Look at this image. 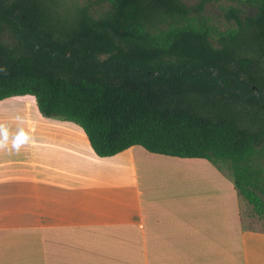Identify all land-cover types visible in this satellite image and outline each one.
I'll return each mask as SVG.
<instances>
[{
    "label": "trees",
    "instance_id": "1",
    "mask_svg": "<svg viewBox=\"0 0 264 264\" xmlns=\"http://www.w3.org/2000/svg\"><path fill=\"white\" fill-rule=\"evenodd\" d=\"M0 0V101L78 124L93 153L207 160L264 222V0ZM219 19V20H220Z\"/></svg>",
    "mask_w": 264,
    "mask_h": 264
},
{
    "label": "crops",
    "instance_id": "2",
    "mask_svg": "<svg viewBox=\"0 0 264 264\" xmlns=\"http://www.w3.org/2000/svg\"><path fill=\"white\" fill-rule=\"evenodd\" d=\"M20 97L0 101V264H264V231L207 160L100 158L78 124Z\"/></svg>",
    "mask_w": 264,
    "mask_h": 264
},
{
    "label": "rangeland",
    "instance_id": "3",
    "mask_svg": "<svg viewBox=\"0 0 264 264\" xmlns=\"http://www.w3.org/2000/svg\"><path fill=\"white\" fill-rule=\"evenodd\" d=\"M77 1H79L80 3H83L85 0H77ZM185 2L189 6H193L194 4H196L197 0H185ZM230 5H235V3L230 2L228 0H221L218 2L206 4L205 8H204V14L210 16L214 20L215 23L219 22L222 25V22H224V19L223 20L220 19L219 16L223 13L222 9H225V8L229 7ZM215 19H217L218 22H216ZM0 39L6 45H13V43H14V40L12 39L11 35L4 30L0 33ZM13 101H19L22 104H25V103L29 104V105L33 104L36 107L35 99L33 96L23 97V98L20 97V99H13ZM17 117H19V115ZM222 169H223L222 173L225 176H228L229 170L227 169V167H222ZM239 199H240V203H241V214L243 215L245 227H247V229L263 230L264 231V222L262 220H259V221L252 220L251 219V217H252L251 216V207L246 203V201L244 199H242V198H239Z\"/></svg>",
    "mask_w": 264,
    "mask_h": 264
},
{
    "label": "clouds",
    "instance_id": "4",
    "mask_svg": "<svg viewBox=\"0 0 264 264\" xmlns=\"http://www.w3.org/2000/svg\"><path fill=\"white\" fill-rule=\"evenodd\" d=\"M9 131L5 128H0V146H3L5 144V142L8 141L9 139ZM25 136V133H23L22 131L17 133L15 139H22ZM15 140H13V147H15Z\"/></svg>",
    "mask_w": 264,
    "mask_h": 264
}]
</instances>
